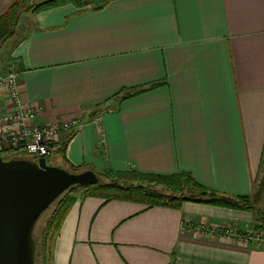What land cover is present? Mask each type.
Instances as JSON below:
<instances>
[{
  "label": "crops",
  "instance_id": "1",
  "mask_svg": "<svg viewBox=\"0 0 264 264\" xmlns=\"http://www.w3.org/2000/svg\"><path fill=\"white\" fill-rule=\"evenodd\" d=\"M15 1L0 0V14ZM24 15L0 74L8 65L18 72L40 124L84 122L66 145L68 164L188 171L206 187L254 193L264 154V0H113ZM205 224L245 231L255 219L205 203L177 210L78 196L52 264H264V244L197 230Z\"/></svg>",
  "mask_w": 264,
  "mask_h": 264
},
{
  "label": "trees",
  "instance_id": "2",
  "mask_svg": "<svg viewBox=\"0 0 264 264\" xmlns=\"http://www.w3.org/2000/svg\"><path fill=\"white\" fill-rule=\"evenodd\" d=\"M111 1L113 0H44L39 4L26 6L23 0H16L3 14H0V47L4 41L15 35L16 26L23 14L39 13L70 3L79 8L91 5L99 9ZM72 136L70 135L68 138L69 141ZM65 150L66 146L57 152L54 157L56 155L61 156L65 160ZM0 157L6 156L4 153H1ZM64 168L76 173L87 170L81 167H74L70 164ZM263 169L264 154L262 158ZM96 173L99 177L98 182L88 186L74 185L54 202L56 203L60 199L58 205L46 220L40 243L36 238L38 240L36 258L38 248L42 247V264H45L48 253L52 257L51 244L53 245L54 239L59 234L65 217L76 201L73 195L80 191H85L87 193L86 196L100 197L106 201H130L141 203L147 207L161 206L177 210L182 208L184 202H195L249 211L256 214L255 211L258 210L256 209L257 204L261 200L264 201V176L259 183H255L254 193L251 195L233 196L202 185L188 171H179L164 175L140 172L135 169L119 171L113 168H107L103 173ZM37 261L39 264L38 259Z\"/></svg>",
  "mask_w": 264,
  "mask_h": 264
},
{
  "label": "water",
  "instance_id": "3",
  "mask_svg": "<svg viewBox=\"0 0 264 264\" xmlns=\"http://www.w3.org/2000/svg\"><path fill=\"white\" fill-rule=\"evenodd\" d=\"M99 181L92 169L72 172L45 157H0V264H38L35 227L70 187Z\"/></svg>",
  "mask_w": 264,
  "mask_h": 264
},
{
  "label": "built area",
  "instance_id": "4",
  "mask_svg": "<svg viewBox=\"0 0 264 264\" xmlns=\"http://www.w3.org/2000/svg\"><path fill=\"white\" fill-rule=\"evenodd\" d=\"M0 89L4 92V100H0V154L4 153L6 157L52 159L69 143L70 135H74L84 125L77 118L40 124L38 117L41 108L25 100L20 91L18 72L13 69L0 74ZM190 228L194 229L191 224ZM197 230L209 235L220 233L245 243L260 241L264 244V236L252 230L206 224L200 225Z\"/></svg>",
  "mask_w": 264,
  "mask_h": 264
},
{
  "label": "rangeland",
  "instance_id": "5",
  "mask_svg": "<svg viewBox=\"0 0 264 264\" xmlns=\"http://www.w3.org/2000/svg\"><path fill=\"white\" fill-rule=\"evenodd\" d=\"M23 1L25 2L26 6H31V5L39 4V3H41L44 0H23ZM88 6H91V5H88ZM86 7H84V8H86ZM80 9H83V8H80ZM28 15L30 16V14H28ZM22 16H26V15L23 14ZM22 16L20 17L19 23L16 26L15 34H16V30H17L18 26H19V32H21V30H22V26H23L22 24L25 21V17H22ZM19 34L21 35V33H19ZM16 37H18V36H16ZM16 37L15 36L9 37L6 41H4V43L0 47V62L1 63H3L7 59V54L10 53L12 44L15 42ZM9 67H10V65H8V71H9ZM48 162L51 165H58V166L60 165V166H63V167H68V164L65 162V160L62 159L61 156H57L56 155L52 159H49ZM70 165H72L74 167H81L83 169H88V168L91 167L90 166L91 164H89L88 162H85V161L82 162L80 165H76V164H74V165L70 164ZM106 169H104L102 171H96V172L103 173ZM131 169H133V168H131ZM128 170H130V169H128ZM261 173H262L261 177H259V179L256 181V183H259L262 180V178L264 176V169L262 170ZM86 194L87 193L85 191H80V192H78L77 194H75L73 196L77 199L78 196H84ZM59 201H60V199L56 203H54L52 205V207H50L48 209L47 212L43 213L42 216L40 217V219L38 220L37 224H36L34 234H35V237L39 240V243H40V241L42 239V230H43V228H44V226L46 224V220L50 217V215L54 211L55 207L58 205ZM256 209H258V210L255 211L256 214L252 213V214H254L255 225H254V227H252L249 230H252V232H256V233H259L262 236H264V201L263 200H261L257 204ZM254 243L255 244H263L260 241H256ZM51 253H52V244H51ZM37 259L39 260V264H42V247L38 248ZM45 264H52V257H50V253L47 254Z\"/></svg>",
  "mask_w": 264,
  "mask_h": 264
}]
</instances>
